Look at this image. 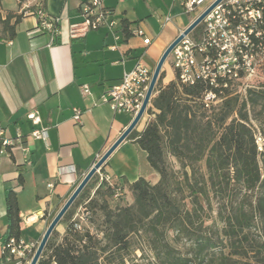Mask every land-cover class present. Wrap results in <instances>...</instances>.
Listing matches in <instances>:
<instances>
[{"label":"trees","instance_id":"trees-1","mask_svg":"<svg viewBox=\"0 0 264 264\" xmlns=\"http://www.w3.org/2000/svg\"><path fill=\"white\" fill-rule=\"evenodd\" d=\"M26 1L18 0L19 6ZM23 16L8 11L4 18L0 0V35L13 39ZM163 80L162 71L146 128L128 137L146 153L158 182L139 178L129 186L133 204L115 208L114 190L103 183L87 198V212L98 215V221L91 218L97 233L73 221L70 209L61 222L65 233L54 231L38 264H127L137 250L146 256L144 246L153 264H264V145L260 150L250 115L251 109H264V84L246 94L228 92L222 103L207 108L204 83L186 86L176 74L167 85ZM202 167L205 174L199 175ZM216 197L225 202L211 220L206 212ZM6 212L5 240L19 241L20 209L12 189Z\"/></svg>","mask_w":264,"mask_h":264},{"label":"crops","instance_id":"crops-1","mask_svg":"<svg viewBox=\"0 0 264 264\" xmlns=\"http://www.w3.org/2000/svg\"><path fill=\"white\" fill-rule=\"evenodd\" d=\"M87 1L27 0L19 6L18 0H1L4 18L8 11L24 16L13 39L0 35V129L2 138L20 139L8 154H0V264H25L8 261L1 253L9 226L7 191L14 190L18 198L21 240L36 243L49 227V216L68 201L98 157L131 124L130 116L114 115L101 104L102 96L139 62L154 72L168 47L192 23L180 18L184 15L180 6V14H174L175 0H104V7L120 24L116 32L121 40L112 49L117 43L107 28L72 36V27L83 21ZM40 8L51 17H61L54 42L49 34L36 31L34 12ZM166 8L170 13L157 25V12ZM168 17L171 20L166 22ZM134 29L142 30L151 45H145L144 37L132 36L129 30ZM171 81L164 79L163 84ZM84 85L90 87L91 95L83 94ZM74 109L83 111L82 125L74 123ZM35 112L40 117L37 126L28 118ZM140 125L134 131L143 132L146 119L143 129ZM41 129L46 130L48 142L32 137L34 130ZM21 144L28 148L31 164L24 163ZM139 150L127 138L103 166L104 173L115 185L124 186L127 194L130 184L149 179L143 170L149 165L146 153Z\"/></svg>","mask_w":264,"mask_h":264},{"label":"built area","instance_id":"built-area-1","mask_svg":"<svg viewBox=\"0 0 264 264\" xmlns=\"http://www.w3.org/2000/svg\"><path fill=\"white\" fill-rule=\"evenodd\" d=\"M175 1L185 15L191 16L201 11L192 23L215 5L202 23L184 37L170 54L171 64L181 84L193 86L201 82L207 85L203 98L207 108L222 103L228 92L233 95L246 94L248 89L253 88L248 84L250 79L264 64V0ZM81 14L82 23L72 27L73 37L107 28L114 34L117 43L112 49H117L121 37L116 30L120 24L113 17L112 12L104 7V0H88ZM34 15L38 19L36 31L49 34L51 42H54L59 35L61 17H51L42 9L37 10ZM170 20L168 17L166 22ZM129 32L132 36L144 37L146 46L151 45V40L145 38L142 30L134 29ZM153 73L139 62L134 69L124 74L119 84L111 87L102 96L101 104L109 106L114 115H128L133 121L143 106ZM82 92L84 95H91L88 85L82 86ZM154 96L155 93L152 99ZM82 115L83 111L74 109L73 121L76 125H82ZM28 118L35 126L40 124L38 113H32ZM2 137L1 131L0 154H8L20 142V139L11 140ZM32 137L48 142L47 132L44 129L34 130ZM20 148L24 154V163L31 164L28 148L22 144ZM262 148L263 146L259 145V149ZM100 158L98 157L97 162ZM101 169L96 174L100 183L111 187L114 190L113 201L119 202L125 190L115 185L110 175L101 173ZM77 228L81 229L80 226ZM33 248L32 244L11 238L2 243L1 253L4 259L16 260L20 263L26 261Z\"/></svg>","mask_w":264,"mask_h":264},{"label":"rangeland","instance_id":"rangeland-1","mask_svg":"<svg viewBox=\"0 0 264 264\" xmlns=\"http://www.w3.org/2000/svg\"><path fill=\"white\" fill-rule=\"evenodd\" d=\"M176 4H177L176 5V10L174 11L175 15L180 14V10H179V7H178L179 5H178V3H176ZM162 10L163 11H159L156 14L155 22L157 23V25H160L161 20L166 15H168L170 13L167 8L166 9H162ZM200 12L201 11L199 10L196 13L192 14L191 16H188V15L184 14L183 16H180V18L185 23H188L190 20H193ZM163 73H164L165 81L168 82V81H171V80L175 79V70H174V68H173V66L171 64V58L170 57L168 58V60L166 61L165 65H164ZM165 75H167V76L165 77ZM248 84L251 87H255V88H259L261 85L264 84V64L260 68L257 69L256 75L250 79ZM156 89H157V87H156ZM250 115H251V119H252L251 126H252V129L254 131L255 137L257 139V144H258V146L259 145L263 146L264 145V109H262L261 106L256 107L255 109H251V114ZM145 119H146V121L149 119L148 116H147V113L145 114L143 120L141 121V125H140L139 129H143ZM128 151H126L128 156H131L132 152H128ZM139 151H140V153L142 155L144 154L141 150H139ZM145 161L147 163L146 159H145ZM170 162L172 163L175 171L179 172L180 171L179 165L173 160H170ZM141 163H142V160H141ZM143 170H144L145 176H148L149 182L150 181H153L154 183L158 182L157 180H159V175L149 165L146 166V168L143 169ZM101 173L105 174L103 167L101 169ZM201 174H205V170H204L203 167L201 168L199 175H201ZM150 183H152V182H150ZM102 185H103V183H100L99 176L96 175L93 178L92 182L90 183V188L86 192L84 199L80 200V202L78 204H74L71 207L72 211H74V213H75L73 221H79L81 226L88 227L91 230V232L94 233V234L97 233V225L98 224H94V225L91 224V221H92L91 218L93 217V219H96V218H98V215L95 216L93 213L87 212V210H86L87 209V205H88V199L87 198H90V199L93 198L94 195H95L96 190L98 188H100ZM120 187H124V186H120ZM127 190L129 192V186H128ZM186 195H188V194L186 193ZM240 197H241V195H240ZM189 200L190 199H187L186 202L189 203ZM223 200H220L219 197H216V198L213 199V201H212V209L209 208V210L207 209V212H206V215L209 216L211 218V220L216 218V215H217V213H218V211L220 209V205H222V203L225 202V199H223ZM201 201L206 206V204L204 203L203 199H201ZM131 204H133L132 196H131L130 192H129V194H127L126 191H125L124 192V196L121 198V200L119 202H115V203L112 204V208H115L116 206H128V205H131ZM63 206L64 205L58 206L57 209L55 210V212L49 216V219H47L48 220V225H50V223L53 221V219L56 217V215L59 213V211L61 210V208ZM21 222H22V219H21ZM61 222L57 226L56 231L58 232V234L60 236H63V234L65 233L66 225L64 223L61 224ZM26 235H27V232H26ZM42 238L43 237H41L39 239V241H37L36 243L32 244L34 246V248L32 249V252L29 253V255L27 256L25 264H30L34 254H35L34 251L37 250ZM132 242L134 243L135 247H140L142 245V244H139V241H138L137 238H134ZM144 250H145V253H146L145 257H142L143 252H141L140 250H137L130 256V258L128 259L127 264H153L152 254L150 253L149 249L144 246Z\"/></svg>","mask_w":264,"mask_h":264},{"label":"water","instance_id":"water-1","mask_svg":"<svg viewBox=\"0 0 264 264\" xmlns=\"http://www.w3.org/2000/svg\"><path fill=\"white\" fill-rule=\"evenodd\" d=\"M215 6V5H214ZM214 6L206 11L203 15H201L198 19H196L191 25L179 35V37L168 47V49L165 51L163 56L161 57L159 63L156 66V69L153 73L152 81L147 93V96L145 98V101L143 103V106L136 116V118L132 121V123L129 125V127L123 132L121 137L115 142V144L100 158V160L92 167V169L89 171V173L86 175V177L83 179V181L80 183V185L77 187V189L74 191V193L71 195V197L68 199V201L64 204V206L61 208L59 213L56 215V217L53 219V221L50 223L47 231L45 232L30 264H38L39 260L42 257V254L52 236L54 231L56 230L57 226L60 224V222L63 220L67 212L71 209V207L74 205L76 200L79 198V196L82 194V192L85 190V188L88 186L90 181L95 177L97 172L105 165L106 161L109 159V157L113 154V152L131 135V133L136 129L138 124L143 119L144 115L146 114L147 108L150 105L151 99L153 94L155 93L162 69L164 67V64L170 57V54L174 50V48L184 39V37L188 36L193 30H195L204 20V18L210 13V11L214 8Z\"/></svg>","mask_w":264,"mask_h":264}]
</instances>
